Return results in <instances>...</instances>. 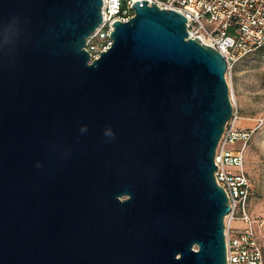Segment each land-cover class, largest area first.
I'll list each match as a JSON object with an SVG mask.
<instances>
[{"label":"water","instance_id":"water-1","mask_svg":"<svg viewBox=\"0 0 264 264\" xmlns=\"http://www.w3.org/2000/svg\"><path fill=\"white\" fill-rule=\"evenodd\" d=\"M101 3L0 0V264H225V59L135 0L88 63Z\"/></svg>","mask_w":264,"mask_h":264},{"label":"built area","instance_id":"built-area-1","mask_svg":"<svg viewBox=\"0 0 264 264\" xmlns=\"http://www.w3.org/2000/svg\"><path fill=\"white\" fill-rule=\"evenodd\" d=\"M101 1V21L86 37L83 47L88 53V63L110 46L112 21H126L134 12L131 4L135 0ZM150 2L184 15L188 36H197L224 57L225 78L236 61L264 45V0H147ZM229 98L231 115L213 155L214 180L223 188L229 205L223 217L225 264H264L254 229L255 224L263 225L264 219L253 218L245 207L251 187L244 170V148L255 127L237 124L240 119L237 105L231 93Z\"/></svg>","mask_w":264,"mask_h":264},{"label":"rangeland","instance_id":"rangeland-1","mask_svg":"<svg viewBox=\"0 0 264 264\" xmlns=\"http://www.w3.org/2000/svg\"><path fill=\"white\" fill-rule=\"evenodd\" d=\"M226 82L240 116L237 124L255 127L244 148L251 187L245 207L253 218L264 219V45L236 61ZM254 229L264 254V224Z\"/></svg>","mask_w":264,"mask_h":264},{"label":"bare ground","instance_id":"bare-ground-1","mask_svg":"<svg viewBox=\"0 0 264 264\" xmlns=\"http://www.w3.org/2000/svg\"><path fill=\"white\" fill-rule=\"evenodd\" d=\"M233 98H234V95H233Z\"/></svg>","mask_w":264,"mask_h":264},{"label":"trees","instance_id":"trees-1","mask_svg":"<svg viewBox=\"0 0 264 264\" xmlns=\"http://www.w3.org/2000/svg\"><path fill=\"white\" fill-rule=\"evenodd\" d=\"M262 46H263V45H262ZM262 46H261V47H262ZM259 48H260V47H259Z\"/></svg>","mask_w":264,"mask_h":264}]
</instances>
